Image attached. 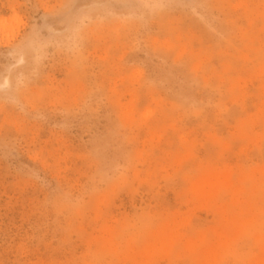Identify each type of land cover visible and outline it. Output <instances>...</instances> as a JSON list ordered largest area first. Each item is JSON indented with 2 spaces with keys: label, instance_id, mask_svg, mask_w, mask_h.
Here are the masks:
<instances>
[{
  "label": "rangeland",
  "instance_id": "obj_1",
  "mask_svg": "<svg viewBox=\"0 0 264 264\" xmlns=\"http://www.w3.org/2000/svg\"><path fill=\"white\" fill-rule=\"evenodd\" d=\"M0 264H264V0H0Z\"/></svg>",
  "mask_w": 264,
  "mask_h": 264
}]
</instances>
